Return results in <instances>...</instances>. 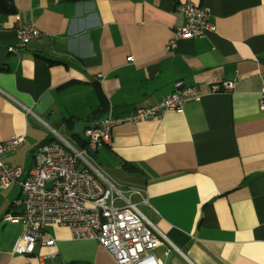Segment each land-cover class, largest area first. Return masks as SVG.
Returning a JSON list of instances; mask_svg holds the SVG:
<instances>
[{
  "label": "crops",
  "instance_id": "crops-1",
  "mask_svg": "<svg viewBox=\"0 0 264 264\" xmlns=\"http://www.w3.org/2000/svg\"><path fill=\"white\" fill-rule=\"evenodd\" d=\"M184 2L208 8L215 31L166 52ZM15 4L17 13H0V140H25L5 161L29 171L51 129L84 137L110 110L127 115L177 81L196 85L200 96L183 111L115 125L93 157L101 153L103 174L118 186L144 189L139 207L168 239L154 251L162 264H264V0ZM19 20L42 34L11 53ZM226 80L232 92L214 90ZM21 197L19 184H0V264H117L97 241L73 239L57 223L46 227L53 246L14 252L23 226L4 217L22 213Z\"/></svg>",
  "mask_w": 264,
  "mask_h": 264
},
{
  "label": "built area",
  "instance_id": "built-area-1",
  "mask_svg": "<svg viewBox=\"0 0 264 264\" xmlns=\"http://www.w3.org/2000/svg\"><path fill=\"white\" fill-rule=\"evenodd\" d=\"M178 8L184 23L176 27L166 52L172 51L181 38L204 37L215 31L208 8L191 2L181 3ZM41 34L32 23L19 20L17 43L9 51L18 53ZM234 88V81L226 80L214 90L232 92ZM199 96L198 86L177 81L170 94L152 105L137 107L122 116H114L110 110L104 119L85 128L83 136L88 141L85 148L76 147L60 131L51 129L54 139L36 148L35 164L29 171L5 161L25 137L0 140V184L3 188L19 184L22 189V197L16 200L22 213L4 217L6 221H20L23 226L13 251L33 254L37 246H53L55 239L49 236L46 227L57 223L68 227L73 239L97 241L117 264H162L154 251L162 244V238L168 239L139 207L147 203L144 189L120 187L108 179L94 165L90 150L96 152L99 147L110 145L115 125L158 119L172 110L181 112L186 103ZM260 110L264 112V87L260 92ZM136 196L141 198L140 202L134 200Z\"/></svg>",
  "mask_w": 264,
  "mask_h": 264
},
{
  "label": "trees",
  "instance_id": "trees-1",
  "mask_svg": "<svg viewBox=\"0 0 264 264\" xmlns=\"http://www.w3.org/2000/svg\"><path fill=\"white\" fill-rule=\"evenodd\" d=\"M72 1H78V0H72ZM0 13L1 14L17 13L15 0H0ZM68 129H70V126H68ZM72 139L75 141L74 144L78 148H85L87 146L88 143L87 139L85 137H82L80 134L74 133L72 135Z\"/></svg>",
  "mask_w": 264,
  "mask_h": 264
},
{
  "label": "rangeland",
  "instance_id": "rangeland-1",
  "mask_svg": "<svg viewBox=\"0 0 264 264\" xmlns=\"http://www.w3.org/2000/svg\"><path fill=\"white\" fill-rule=\"evenodd\" d=\"M79 131H81V129H79ZM67 137L69 138L68 140L72 143H75V141L73 139H71V137L69 135H67ZM102 158L101 153L99 154L98 157H92L93 163L94 165L97 167V169H99L102 173H104L103 168L100 166V163L98 162V159ZM142 208V207H141Z\"/></svg>",
  "mask_w": 264,
  "mask_h": 264
},
{
  "label": "water",
  "instance_id": "water-1",
  "mask_svg": "<svg viewBox=\"0 0 264 264\" xmlns=\"http://www.w3.org/2000/svg\"><path fill=\"white\" fill-rule=\"evenodd\" d=\"M61 133H62V134H64V133H65V131L63 130V131H61ZM90 153H91L92 155H95V152H94V151H92V150H90Z\"/></svg>",
  "mask_w": 264,
  "mask_h": 264
}]
</instances>
